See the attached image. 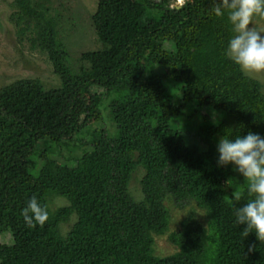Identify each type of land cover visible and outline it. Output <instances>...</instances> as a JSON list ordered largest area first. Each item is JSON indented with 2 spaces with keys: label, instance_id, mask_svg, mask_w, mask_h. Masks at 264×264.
Returning a JSON list of instances; mask_svg holds the SVG:
<instances>
[{
  "label": "trees",
  "instance_id": "16d2710c",
  "mask_svg": "<svg viewBox=\"0 0 264 264\" xmlns=\"http://www.w3.org/2000/svg\"><path fill=\"white\" fill-rule=\"evenodd\" d=\"M58 1H11L18 33H35L30 46L60 85L17 78L0 87V264H264V239L235 223L248 182L216 164L224 131L264 135L263 85L224 54L227 16L211 14L212 0H98L91 23L102 48L83 52L74 71L58 38L67 10ZM213 86L218 100L203 102ZM183 118L193 120L188 130L178 128ZM140 168L136 198L130 181ZM33 195L49 215L28 227L21 211ZM55 197L67 203L52 208ZM167 200L195 204L207 225L188 214L167 235L173 252L160 256Z\"/></svg>",
  "mask_w": 264,
  "mask_h": 264
},
{
  "label": "rangeland",
  "instance_id": "374dc122",
  "mask_svg": "<svg viewBox=\"0 0 264 264\" xmlns=\"http://www.w3.org/2000/svg\"><path fill=\"white\" fill-rule=\"evenodd\" d=\"M12 0H0V87L8 84L17 78H37L46 87H57L60 85V78L54 73L53 66L47 55L41 52L38 48H31L28 38L35 35L33 31L25 32L24 35L18 33V27L11 14L14 8L11 6ZM185 0H176V5H181ZM59 5L67 8L64 11V19L56 20L58 28V38L67 53L66 65L71 70L78 68V59L83 52L96 51L102 48L101 42L94 31L91 23V17L96 10L98 0H59ZM55 16V13H53ZM255 26L264 27V19H257ZM167 43L165 46H168ZM163 78L168 77V72L164 71ZM263 85L264 91V75L254 77ZM173 84L169 78L165 79V84ZM174 85V84H173ZM178 89V88H177ZM179 90V89H178ZM83 100H88L86 94H82ZM174 102L180 99V90L176 94L173 92ZM203 102L215 103L218 100L216 86L211 87L206 95L201 96ZM192 119L183 118L178 128L188 130L191 127ZM91 119H87L86 123H90ZM101 124L106 125L107 118L103 115ZM110 125V124H109ZM67 143L64 142V146ZM210 154H214L213 149H208ZM79 152V151H78ZM64 154L66 152L63 151ZM63 160V158H62ZM143 170H137L130 181V189L134 197L139 198L140 178ZM67 201L61 197H55L50 206L65 205ZM171 209V218L168 231L155 237V251L160 256H165L173 252V247L167 241V235L176 228L180 220L188 214H193L194 217L204 226L207 225V217L205 212L191 204L182 209L173 206L171 201H166ZM191 209V210H190ZM71 218L68 223L62 224L61 231L64 234L74 221Z\"/></svg>",
  "mask_w": 264,
  "mask_h": 264
},
{
  "label": "clouds",
  "instance_id": "9594fccd",
  "mask_svg": "<svg viewBox=\"0 0 264 264\" xmlns=\"http://www.w3.org/2000/svg\"><path fill=\"white\" fill-rule=\"evenodd\" d=\"M211 14L227 16L232 35L224 50L225 56L249 77L264 75V27L255 26L264 19V0H212ZM214 123L215 114L213 115ZM217 167L231 166L247 183L249 199L234 208L235 223L245 225L244 236L255 233L264 239V135L248 130L246 134L224 131L216 141ZM233 198L240 200L239 191ZM26 226L43 225L48 220V210L33 195L21 211ZM251 251V249H249Z\"/></svg>",
  "mask_w": 264,
  "mask_h": 264
}]
</instances>
